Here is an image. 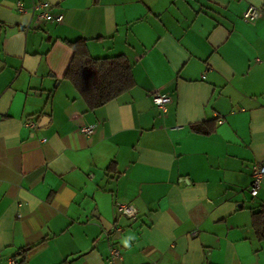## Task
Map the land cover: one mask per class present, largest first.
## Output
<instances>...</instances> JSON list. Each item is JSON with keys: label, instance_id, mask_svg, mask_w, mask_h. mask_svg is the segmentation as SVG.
<instances>
[{"label": "crops", "instance_id": "1", "mask_svg": "<svg viewBox=\"0 0 264 264\" xmlns=\"http://www.w3.org/2000/svg\"><path fill=\"white\" fill-rule=\"evenodd\" d=\"M38 1L61 22H36ZM78 38L135 85L88 110L64 78ZM260 163L264 0H0V264H108L112 245L115 264H264Z\"/></svg>", "mask_w": 264, "mask_h": 264}, {"label": "trees", "instance_id": "2", "mask_svg": "<svg viewBox=\"0 0 264 264\" xmlns=\"http://www.w3.org/2000/svg\"><path fill=\"white\" fill-rule=\"evenodd\" d=\"M68 44L72 48V57L64 78L76 89L88 110L106 104L135 85L131 66L124 56L92 57L83 38ZM216 122L217 119L203 121L191 125V129L197 133L210 134L215 130ZM251 226L255 237L264 240V206L252 212Z\"/></svg>", "mask_w": 264, "mask_h": 264}, {"label": "built area", "instance_id": "3", "mask_svg": "<svg viewBox=\"0 0 264 264\" xmlns=\"http://www.w3.org/2000/svg\"><path fill=\"white\" fill-rule=\"evenodd\" d=\"M19 5V3H18ZM19 8L21 9L20 5ZM31 13L35 15L36 22L41 21H52L61 22L62 14H53L52 5L47 1L34 2L31 6ZM261 15V8L255 5H248L247 8L242 12L241 18L247 23L254 24L255 21ZM152 101L155 106L161 111L165 112L170 98L167 94H162L159 92L152 93ZM29 126H34V122L29 121L27 123ZM93 124L83 126L79 130L84 134H90L94 129ZM262 180H264V163L256 165L252 170V181L249 187V192L251 196H255L261 187ZM117 209L121 215H125L128 218L135 219L137 215L136 208L129 204H118ZM192 236L197 234V230L194 229L190 233ZM109 259L108 264H115V261L120 258V250L117 246L112 245L109 249ZM6 264H19L15 257H8Z\"/></svg>", "mask_w": 264, "mask_h": 264}, {"label": "water", "instance_id": "4", "mask_svg": "<svg viewBox=\"0 0 264 264\" xmlns=\"http://www.w3.org/2000/svg\"><path fill=\"white\" fill-rule=\"evenodd\" d=\"M118 233V232H117Z\"/></svg>", "mask_w": 264, "mask_h": 264}]
</instances>
